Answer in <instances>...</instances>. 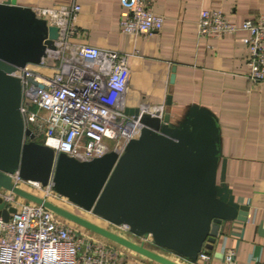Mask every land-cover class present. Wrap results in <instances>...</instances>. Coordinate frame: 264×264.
I'll list each match as a JSON object with an SVG mask.
<instances>
[{"label": "water", "instance_id": "obj_1", "mask_svg": "<svg viewBox=\"0 0 264 264\" xmlns=\"http://www.w3.org/2000/svg\"><path fill=\"white\" fill-rule=\"evenodd\" d=\"M56 37V27L32 8L16 0L0 3V189L155 263L181 264L149 246L195 264L200 252L213 250L225 225L248 219V205L235 199L225 181L217 122L198 111L183 126H175L167 112L160 119L125 107L124 113L138 118L141 128L120 156L110 151L88 161L63 153L55 158L50 147L23 129L20 83L11 73L39 63L46 50L54 49ZM170 103L168 96L166 105ZM15 172L42 186L50 183L70 204L112 226L126 225L129 233H114L19 188L11 179ZM14 212L0 199L4 221ZM258 230L264 234L262 224ZM140 238L150 240L145 244Z\"/></svg>", "mask_w": 264, "mask_h": 264}, {"label": "built area", "instance_id": "obj_2", "mask_svg": "<svg viewBox=\"0 0 264 264\" xmlns=\"http://www.w3.org/2000/svg\"><path fill=\"white\" fill-rule=\"evenodd\" d=\"M119 2L124 9L120 32L136 37L161 29L163 18L146 0ZM33 11L48 26L56 27L57 37L54 49L46 50L39 63H27L11 73L20 83L23 129L30 130L34 141L50 147L55 158L63 153L88 161L110 151L120 156L141 128L138 118L124 113L132 54L77 42L78 0ZM237 31L247 33L241 40L248 50L247 78L252 83H264V14L236 25L221 11L199 12V38H223ZM139 112L160 119L166 113L164 105L149 104H142ZM11 179L19 188L44 200L45 195H56L50 183L42 186L23 180L17 172ZM0 199L7 209L15 210L7 221L0 217V264H123L125 255L118 245L76 229L52 211L11 191L0 189ZM114 227L129 233L126 225ZM141 240L147 244L150 238ZM234 258L235 250L227 249L224 263L234 264ZM210 260L211 253L202 251L195 264Z\"/></svg>", "mask_w": 264, "mask_h": 264}, {"label": "crops", "instance_id": "obj_3", "mask_svg": "<svg viewBox=\"0 0 264 264\" xmlns=\"http://www.w3.org/2000/svg\"><path fill=\"white\" fill-rule=\"evenodd\" d=\"M146 1L163 18L162 27L158 32L131 37L119 30L124 12L119 0H78L76 41L132 54L125 107L164 105L175 126H183L198 111L215 119L220 158L226 159L225 181L235 199L248 205L249 211L245 224L233 222L221 229L211 260L204 264H225L223 257L229 248L235 250L234 264H264V234L258 230L264 224V83L247 78L248 50L241 42L246 32L223 38L197 36L202 9L221 11L240 25L264 14V0ZM64 2L16 0L17 5L32 9ZM122 250L123 264H158Z\"/></svg>", "mask_w": 264, "mask_h": 264}, {"label": "rangeland", "instance_id": "obj_4", "mask_svg": "<svg viewBox=\"0 0 264 264\" xmlns=\"http://www.w3.org/2000/svg\"><path fill=\"white\" fill-rule=\"evenodd\" d=\"M31 191H33V189H31ZM36 193H38V195L42 196V193L37 192V191H36ZM45 197H46V200H48V201H50V202H52V203L64 208V209H66V210H68L70 212H73V213H75V214L87 219L88 221H91V222H93V223H95V224H97L99 226H102V227H104V228H106V229H108V230H110V231H112L114 233H117V234H120V235H123V236L126 235L120 229H117L116 227L112 226L111 224L107 223L106 221L102 220L101 218L93 215L92 213H89L87 211H84V210H81V209L75 207L74 205L70 204L65 198H63L61 196H58L57 194L56 195L55 194H48V195H45ZM72 225L76 229H78L80 231H83L84 233L86 232L88 235L96 236L94 233H92V232H90L88 230H85V229H83V228H81V227H79V226H77L75 224H72ZM102 239H104V238H102ZM104 240H106V239H104ZM106 241H108V240H106ZM108 242H110V241H108ZM155 251L156 252L159 251L158 253L166 256L169 259H172L173 261H176L178 263L182 262L181 264H185V262H183L182 259L172 255L171 253L162 251V250H160L158 248H155Z\"/></svg>", "mask_w": 264, "mask_h": 264}]
</instances>
